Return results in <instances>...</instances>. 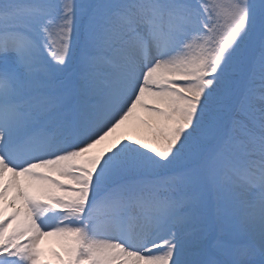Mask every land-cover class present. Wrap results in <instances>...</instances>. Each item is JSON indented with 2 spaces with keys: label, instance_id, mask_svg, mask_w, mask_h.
Returning <instances> with one entry per match:
<instances>
[{
  "label": "snow or ice",
  "instance_id": "snow-or-ice-1",
  "mask_svg": "<svg viewBox=\"0 0 264 264\" xmlns=\"http://www.w3.org/2000/svg\"><path fill=\"white\" fill-rule=\"evenodd\" d=\"M45 238L264 264V0H0V264Z\"/></svg>",
  "mask_w": 264,
  "mask_h": 264
},
{
  "label": "bare ground",
  "instance_id": "bare-ground-1",
  "mask_svg": "<svg viewBox=\"0 0 264 264\" xmlns=\"http://www.w3.org/2000/svg\"><path fill=\"white\" fill-rule=\"evenodd\" d=\"M146 115V113H144L143 111H139L138 115L140 117H144L142 115ZM124 129L130 130L131 133H133L134 135H143L144 134V126L141 125L137 120H132L130 122H128L125 126ZM41 248L45 250V259H51V254L48 251V249L50 248H57V244L55 241V238H45L42 242H41Z\"/></svg>",
  "mask_w": 264,
  "mask_h": 264
},
{
  "label": "rangeland",
  "instance_id": "rangeland-1",
  "mask_svg": "<svg viewBox=\"0 0 264 264\" xmlns=\"http://www.w3.org/2000/svg\"><path fill=\"white\" fill-rule=\"evenodd\" d=\"M142 116H144L145 118H146V115L144 114V115H142ZM125 130H127V129H125ZM128 131H130V130H128ZM131 132V131H130ZM51 264H57V262H56V260L54 259V257H52L51 256Z\"/></svg>",
  "mask_w": 264,
  "mask_h": 264
}]
</instances>
